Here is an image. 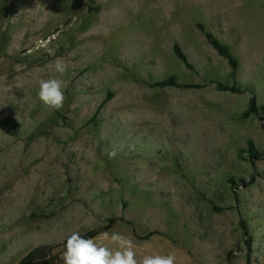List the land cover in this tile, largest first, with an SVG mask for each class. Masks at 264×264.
Returning <instances> with one entry per match:
<instances>
[{"label": "rangeland", "instance_id": "obj_1", "mask_svg": "<svg viewBox=\"0 0 264 264\" xmlns=\"http://www.w3.org/2000/svg\"><path fill=\"white\" fill-rule=\"evenodd\" d=\"M57 59L61 110L38 95ZM263 108L264 0H0V264H64L73 232L121 233L138 261L264 264Z\"/></svg>", "mask_w": 264, "mask_h": 264}, {"label": "clouds", "instance_id": "obj_2", "mask_svg": "<svg viewBox=\"0 0 264 264\" xmlns=\"http://www.w3.org/2000/svg\"><path fill=\"white\" fill-rule=\"evenodd\" d=\"M50 68L56 75L39 81V99L47 107L61 110L66 101L64 90L70 83L64 78L68 72V64L57 59ZM109 155L115 156V151ZM103 236L116 245V248L99 244L96 238H85L79 232H73L66 241V251L62 256L64 264H176V256L173 253L148 255L138 261L131 239L118 232H113L110 236L104 233Z\"/></svg>", "mask_w": 264, "mask_h": 264}, {"label": "trees", "instance_id": "obj_3", "mask_svg": "<svg viewBox=\"0 0 264 264\" xmlns=\"http://www.w3.org/2000/svg\"><path fill=\"white\" fill-rule=\"evenodd\" d=\"M198 28L204 33L207 41L213 47V49L218 53V55L226 59L229 62L233 70V73H235L238 70L239 63L233 56L231 49L227 45L223 44L219 39H217L212 33L206 31V29L203 26L199 25ZM174 52L176 56L178 57V59L181 60L187 66V68L189 69L193 68L192 65L189 63L187 56L184 54L183 50L178 44L174 45ZM159 85L160 86L184 87V85L177 83L174 79H171L168 82L160 83ZM221 87L222 86H220V88ZM232 90L238 91V89H235V88H232ZM111 97L112 96L108 98L107 102L110 101ZM263 111H264V108H263ZM256 112H257V107L255 105V102L252 100L250 102V112L249 113L254 114ZM245 116L248 117V113H246ZM250 153H251L252 159H255V160L263 159L262 155L256 152L253 148L251 149ZM109 221L111 223H116L120 220L110 219ZM241 226L243 230L245 231V234L248 235V226L246 222L242 221ZM160 234H161L160 232L154 231V232H151L149 235L145 236L144 238L150 239L153 235H160ZM51 253H52L51 248L49 249L47 247L44 249L37 250L32 255H30L22 264H37L40 262V260H42V262L49 261L48 263H50L52 260H48L47 258L52 255Z\"/></svg>", "mask_w": 264, "mask_h": 264}]
</instances>
